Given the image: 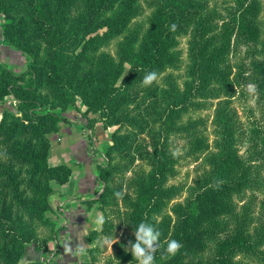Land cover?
<instances>
[{"label":"trees","instance_id":"trees-1","mask_svg":"<svg viewBox=\"0 0 264 264\" xmlns=\"http://www.w3.org/2000/svg\"><path fill=\"white\" fill-rule=\"evenodd\" d=\"M120 1L0 0L4 40L30 56L19 73L0 67V104L6 95L15 101V111L0 115V264H26L18 261L26 242L47 247L39 226L49 223L46 211L58 197L52 182L71 175L69 165L48 163V133L68 121L63 111L77 94L87 104L84 113L98 111L104 124L115 126L96 175L102 185L97 201L115 207L133 243L139 223L159 229L155 264H264L259 0H147L152 30L136 46V34L120 36L141 6L130 0L118 10ZM181 36L189 50L186 85L144 86L148 72L158 75L181 62ZM208 98L216 99L210 152L198 137L199 119L181 121ZM137 159L146 167L126 177ZM187 162H200L199 170L173 205L174 217L158 218L181 189L168 179ZM126 185L130 199L123 212L114 193L125 197ZM102 213L100 228L89 235L111 232ZM169 239L183 247L161 260Z\"/></svg>","mask_w":264,"mask_h":264},{"label":"rangeland","instance_id":"rangeland-1","mask_svg":"<svg viewBox=\"0 0 264 264\" xmlns=\"http://www.w3.org/2000/svg\"><path fill=\"white\" fill-rule=\"evenodd\" d=\"M127 1L130 0L120 1L117 4V9L122 10L124 8V4ZM259 2L261 6L259 15L260 20L262 22V26L264 28V0H259ZM135 4L141 6L142 12L138 16L131 18L128 26L120 36V39L125 40L126 37H128L129 35L136 34L134 36V45L136 46L142 44L147 39L148 32L152 30L153 16L151 13V8L147 5V0H135ZM3 21H5V17L3 12L0 10V67L4 66L5 68L12 70L13 72L19 73L26 69L27 63L30 60V56L18 49L17 47L6 43L2 35L1 23ZM138 28H140V31L136 33ZM114 43L115 39L109 45V49L112 52L114 50ZM179 48L181 52V62L176 66L168 67L164 72L158 74L157 80L153 83H157L162 87H168L171 83L177 86L178 89H182L186 85V81L189 78L187 70L189 63L187 36L179 37ZM127 67L128 64H126L124 72H126ZM4 99L5 101L0 104V115L3 109L15 111V101L9 95H6ZM215 105L216 99H200L198 105H196L194 108L187 110L181 115L182 122H186L187 120L199 119V127L201 130L198 132V137H200V139L206 144V146L208 147V152L212 150L211 144L213 138V114ZM86 108L87 104L83 101V97L80 94H77L75 96L74 104L67 105V107L63 111V114L66 117L69 115H76L80 117L84 127L83 135L86 139H88V133L91 134L94 129H97V125H101L104 129H102L103 131L101 132L106 135L108 134L110 137L109 143L105 147L106 149L112 141L111 131L114 129L115 126L104 124L101 115L98 111L90 110L84 113V110ZM60 123L61 121H59L58 123V128L60 126ZM87 142H89V139ZM89 144L91 145V143ZM206 153L204 155H206ZM48 157L49 155L47 156L48 163L51 165H55L52 164L51 161H49ZM105 162L101 163L100 165L105 164ZM199 164L200 162H187L179 166L177 172L168 179L169 184H179L181 189L176 195V197L167 200L165 205L161 208L158 218L174 217L173 205L176 202L181 201L184 195L186 194V187L192 183V180L194 179L197 171L200 168ZM67 165L72 168V164ZM100 165H98L97 167L96 175L98 173V168ZM145 167L146 164L144 160L137 159L132 168L126 172V177L132 178L138 169ZM127 192L128 188L126 185V196L122 197L119 202V207H121V210L123 212L128 211V200L130 199V194ZM98 196L93 201L96 202V207L100 211L101 218H103V211L108 215V220H110L112 223V230L111 232L105 234L94 233V235L91 236L89 235L90 230H95L97 228H89L88 231L85 233V236L89 241H91V244L80 249L82 250L83 258L78 264H105L107 261H111L114 264H137V262L133 260L131 251H126V248H130L129 242H132L133 232L127 229L123 224L118 221L114 206L106 205L104 207H101L100 202L97 201ZM60 213L61 209H59V206L57 207L56 203H54L53 210L46 211V216L49 218V223L39 226V232L41 235H44L47 238V247L37 249L35 248L34 242H26L24 244L23 252L21 253L18 260L20 263L57 264L56 262L49 263L47 261V258L50 257L51 259L53 257V253L51 251L54 249L53 245H55V240L61 239L63 237V233H61L60 229L64 227V223L66 222H60ZM105 240L111 241V243H103ZM31 245H33V247ZM29 249L33 251L36 250V253H30L31 250ZM119 249H122L125 252L124 257H119Z\"/></svg>","mask_w":264,"mask_h":264},{"label":"crops","instance_id":"crops-1","mask_svg":"<svg viewBox=\"0 0 264 264\" xmlns=\"http://www.w3.org/2000/svg\"><path fill=\"white\" fill-rule=\"evenodd\" d=\"M67 118L68 121H61L56 131L48 133L49 161L52 164H72V173L67 181L52 183L58 193V199L54 203L61 209L60 222L66 223L60 229L63 237L55 240L51 251L53 257L47 258V261L78 264L83 258L80 249L91 244L85 233L89 228L98 229L101 225L100 211L93 200L102 190V185L96 179V172L98 165L106 161L104 149L110 137L101 132L104 130L101 125H97L94 133H88L87 142L80 117L69 115ZM32 252L36 253V250H31L30 253Z\"/></svg>","mask_w":264,"mask_h":264},{"label":"clouds","instance_id":"clouds-1","mask_svg":"<svg viewBox=\"0 0 264 264\" xmlns=\"http://www.w3.org/2000/svg\"><path fill=\"white\" fill-rule=\"evenodd\" d=\"M173 29L176 27L174 24L171 26ZM157 80L156 72H148L145 74L142 80L144 86H150ZM114 195L119 199L122 198V192H116ZM100 222H103L102 219ZM135 242H129L130 248H126V251H131L133 260L137 264H155V253L160 245L161 232L159 229L148 222H141L134 231ZM103 243H111V241L105 240ZM166 248H164L161 254V260H167L177 254V252L183 247V245L175 240L169 239L165 241Z\"/></svg>","mask_w":264,"mask_h":264}]
</instances>
